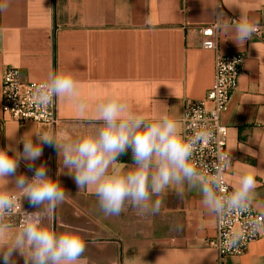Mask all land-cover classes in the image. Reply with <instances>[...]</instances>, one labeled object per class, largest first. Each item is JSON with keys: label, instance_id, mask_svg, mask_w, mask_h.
<instances>
[{"label": "crops", "instance_id": "crops-1", "mask_svg": "<svg viewBox=\"0 0 264 264\" xmlns=\"http://www.w3.org/2000/svg\"><path fill=\"white\" fill-rule=\"evenodd\" d=\"M217 2L233 6L224 4L239 19L243 9L254 25H264V0H9L7 11L0 12V148L12 143L23 152V144L16 142L26 132L53 130L35 123L21 125L3 114L1 87L7 67L18 68L24 80L38 83L49 72L72 74L88 110L80 114L73 102L58 99L61 122L53 131L73 138L100 123L95 105L113 93L137 114L150 116L163 103L169 116L181 121L184 102L205 99L213 86L216 52L203 47L199 28L215 22L212 6ZM226 39L217 33L218 51L246 56L238 89L223 115L234 164L227 178L232 187L240 166L236 162L256 167L260 171L255 198L264 200V163L257 144L264 142V34H252L242 48ZM32 139L35 143L36 137ZM244 145L257 156L239 148ZM42 149L33 168L45 165L67 193L45 226L56 232L65 231L66 225L83 230L86 250L80 264H213L212 255L218 260L208 246L216 218L201 206L197 188L185 185L182 199L173 189L153 197L163 202L157 215H140L128 205L119 216L105 217L94 186L79 190L67 168L58 176L57 149L47 144ZM118 160L131 165V149ZM28 163L21 159L16 175L31 178L34 170ZM22 201L28 212L37 210L26 198ZM8 220L18 226V218ZM13 259L24 264L18 253ZM224 264H264V232L242 256L225 257Z\"/></svg>", "mask_w": 264, "mask_h": 264}, {"label": "clouds", "instance_id": "clouds-1", "mask_svg": "<svg viewBox=\"0 0 264 264\" xmlns=\"http://www.w3.org/2000/svg\"><path fill=\"white\" fill-rule=\"evenodd\" d=\"M218 4L212 6L217 33L242 48L255 31V25L243 9L239 20H229L224 12H215ZM8 6L9 0H0V12H6ZM33 98L41 106L63 98L73 102L80 114L88 110L78 81L68 72H49L46 80L34 89ZM158 104L163 108L145 116L134 112L119 95L109 94L95 105L96 119L100 123L86 134L73 138L66 132L53 130L31 135L26 132L16 142L23 144V152L12 143L0 148V256L3 264H16L14 253L24 258V264H80L86 250L81 228L66 225L65 231L56 232L45 226L53 210L67 197L59 181L47 174L45 165L33 168L45 144L58 151L61 165L58 176L67 168V174L74 178L79 190L94 186L99 209L105 217L119 216L128 205L140 215H157L163 202L153 197L173 189L182 199L187 185L199 190L201 206L217 220L247 214L245 224L233 227L222 247L236 248L248 235L264 232V200L255 198L256 173L260 170L236 162L240 165L237 181L229 191L224 177L234 166L232 149L218 152L211 165L201 161L198 166L193 162L194 153L199 145L213 139L208 122L204 121L193 135L186 136L182 122L169 116L166 105ZM8 138L14 140L15 134ZM257 144L260 161L264 163V142ZM239 148L252 157L257 156L246 145ZM129 149L133 163L119 162L118 157ZM21 159L30 162L26 166L34 170L31 178L16 175ZM10 177L14 179L10 181ZM9 183L14 187L9 188ZM25 198L36 211L22 210L21 201ZM253 209L257 212L255 216L251 215ZM18 211L22 219L14 226L8 218ZM216 260L217 256L212 255L213 264Z\"/></svg>", "mask_w": 264, "mask_h": 264}, {"label": "built area", "instance_id": "built-area-1", "mask_svg": "<svg viewBox=\"0 0 264 264\" xmlns=\"http://www.w3.org/2000/svg\"><path fill=\"white\" fill-rule=\"evenodd\" d=\"M217 13L224 12L229 20H239L230 13L222 2L216 7ZM199 33L205 39L203 47L216 52L215 71L213 86L203 100H186L183 105L182 124L184 135L190 136L199 130V125L204 121L213 130V139L208 143L199 145L194 153L193 162L199 166V162L204 161L211 165L216 159V154L220 151H227L228 127L223 123V115L228 111L233 94L237 91L239 79L243 72L245 54L220 52L217 49V31L215 22L212 25L199 28ZM253 34L262 36L264 25H255ZM41 83L26 81L22 78L21 71L15 67L5 68L2 76L1 87V109L12 121L21 125L35 123L38 125L57 130L60 119L57 115L58 99L48 106L39 105L33 98L34 89ZM204 171L203 169H201ZM210 172V170H207ZM229 171L225 173L224 184L229 191L232 190L228 182ZM27 211L28 209L23 208ZM251 215H257L253 209ZM18 218V223L22 219L20 211L12 216ZM10 217V218H12ZM247 214L244 216L232 215L223 220L216 219L215 236L208 240V246L218 254L217 264H224V258L229 256H242L251 242L261 236V232L255 235H248L238 247L228 249L222 247L233 227L243 226L246 222Z\"/></svg>", "mask_w": 264, "mask_h": 264}]
</instances>
